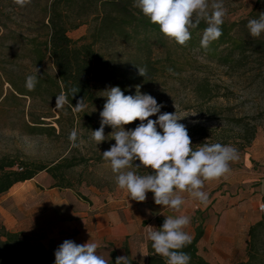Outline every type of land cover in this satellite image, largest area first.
<instances>
[{
    "label": "rangeland",
    "instance_id": "374dc122",
    "mask_svg": "<svg viewBox=\"0 0 264 264\" xmlns=\"http://www.w3.org/2000/svg\"><path fill=\"white\" fill-rule=\"evenodd\" d=\"M223 3L227 9L224 20L230 23L246 20L234 26L235 39L245 37L264 41V34L253 38L247 28L250 19L259 18L264 13V0L260 3L257 0H223ZM40 4L43 5V1ZM42 16L40 7L29 4L15 10L7 4L4 12L0 14V37H4L0 39L1 100L8 96L0 106V157L19 156L47 164H54L63 157H74V161L80 162L67 169L65 177L58 180L64 186H57L52 175L42 171L33 179L19 182L8 192L1 194L0 228L5 225L11 231L44 238L48 233L47 228L52 227L58 231L59 225L69 218V210L64 207V203L69 204L75 212L81 213L98 202L128 197L126 190L118 188L116 174L102 156L104 151L115 144V140L109 137L96 145L91 139V131L100 127V112L106 102L103 92L114 87L118 81L133 75L139 78L134 85L128 87L127 93L121 89L124 94L135 95L136 86L139 85L141 93L150 94L163 105L161 113L176 111L178 116L184 117L179 123L186 126L194 148L206 142L231 145L238 149L239 159L230 162L231 170L226 176L205 181L203 191L219 182L208 195L207 203L193 199V217H202L205 220L211 207L216 208L218 205V209L222 211L235 203L236 195L243 196L245 210L242 217L246 219L253 212L255 206L251 203L255 199L260 179H264V54L254 50L249 40H244L243 49L238 48L234 41L220 45L218 51L220 56L227 57L225 60L209 57L200 46H181L157 32H140L130 40L113 37L98 43L95 48L108 60L107 67L111 77L109 80L94 82L96 102L88 104L84 111L78 113L63 109L64 115H61L55 110L56 117L46 120L47 126L57 127L56 134H34L29 132L28 124L32 123V109L37 111V108L42 107V102L34 103L33 108L30 97L10 95L12 86L7 81L4 82L5 78L1 76L3 71L14 76L31 70L30 61L24 57L23 47L19 43V34H33V28L37 26L35 24L42 21ZM91 27L92 21H88L72 29L69 34L74 39H83L90 34ZM43 31L46 32V29ZM202 33L203 30L194 33L199 44ZM84 41L86 39L81 42ZM138 68H146L147 76L139 75ZM203 83L211 88L206 97L198 92ZM58 117L62 119L61 124L56 122ZM150 119L155 120L157 116ZM139 123L137 120L125 125V130L135 129ZM73 129L78 132L77 147L69 140ZM253 129H256V134L250 140ZM112 131L110 126H105L106 136ZM158 131L162 130L158 128ZM138 164L139 161L134 162V166ZM127 170L136 171L138 174L144 168L133 167ZM180 194L183 197L190 196L187 192ZM147 196L152 197L151 201L139 203L150 216L143 222L145 234L148 226L157 228V217L154 214L156 207H159L152 194L148 192ZM261 203L264 200L256 203L259 219L264 214V210L258 208ZM168 211L175 217L181 215L177 210L169 208ZM195 222H190V226H195ZM219 222V218H215L211 227L216 228ZM188 234L191 236V230ZM213 241L212 237L199 243L200 252L206 258L213 257ZM32 243L37 246L39 239L35 237ZM246 246L240 250L237 245L233 260L224 262L215 258L212 263L236 264L246 257ZM139 255H144L141 250ZM101 256L104 257L102 253Z\"/></svg>",
    "mask_w": 264,
    "mask_h": 264
},
{
    "label": "clouds",
    "instance_id": "9594fccd",
    "mask_svg": "<svg viewBox=\"0 0 264 264\" xmlns=\"http://www.w3.org/2000/svg\"><path fill=\"white\" fill-rule=\"evenodd\" d=\"M13 2L19 7H26L31 0ZM134 6L151 23L158 25L165 37L181 46H186L191 39V30L204 22L207 26L202 33L201 46L205 49L222 36V25L227 15L223 0H134ZM247 28L253 38L261 37L264 34V13L259 18L250 19ZM138 71L139 75L147 76L146 68H138ZM37 83L36 68V74L26 77L25 87L34 91ZM78 91L79 88L71 90L72 98ZM103 93L106 102L100 112V127L91 131V139L96 145L109 137L115 140V144L102 156L116 174L118 188L126 190L128 197L136 202H145L147 193L151 192L156 205L177 211L185 203L180 194L183 192L200 203H207L208 193L202 190L205 181L226 176L231 170L230 162L239 159L238 149L206 142L194 148L186 126L179 123L184 117L178 116L176 111L161 113L163 105L150 94L141 93L139 85L135 95H125L119 86ZM69 103L66 94L56 96V109H62ZM86 107L85 100L81 99L73 109L81 112ZM152 116H157V119H150ZM137 120L140 123L135 129L125 130V125ZM105 126L113 129L109 136L104 133ZM78 138L77 130L73 129L69 140L74 147L79 146ZM135 161L139 164L134 166ZM133 167L150 169L151 172L139 175L136 171H126ZM165 217L159 229L147 227L146 238L151 241L154 254L165 258L166 264H190L191 256L182 251L192 242V237L184 231L190 224V217ZM98 247L99 244L91 240L84 244L64 240L55 251V264H109L97 254ZM115 264L131 262L127 256H119Z\"/></svg>",
    "mask_w": 264,
    "mask_h": 264
},
{
    "label": "trees",
    "instance_id": "16d2710c",
    "mask_svg": "<svg viewBox=\"0 0 264 264\" xmlns=\"http://www.w3.org/2000/svg\"><path fill=\"white\" fill-rule=\"evenodd\" d=\"M41 1H43V5L40 4ZM260 1L257 0V3ZM5 4H10L14 10L20 8L13 0H0V14L6 9ZM29 5L40 7L43 14L42 21L35 24L37 26L33 28V34L27 35L21 32L19 34V43L23 47L24 57L30 61L31 70L26 74L14 76L3 71L1 77L5 78L4 82L7 81L12 86L10 95L30 97L33 101V108L34 103L42 102V107L37 108V111L34 112L32 109V123L28 124L29 132L34 134H56L57 127L47 126L46 120L56 117L55 110L61 115H64L63 109L76 113L73 106L77 104V101L84 99L86 105L96 102L94 82L109 80L111 77L107 67L108 60L103 53L95 48L96 44L108 41L113 37L130 40L140 32L162 34L159 26L151 23L134 6V0H31ZM88 21H92L88 36L83 39H74L70 36L69 32L72 29L78 28ZM239 22L244 23L246 20H235L231 23L224 20L222 36L212 42L207 49L198 43L199 39L194 35L195 32L204 30L207 26L201 22L196 29L191 30V39L187 44L191 47L200 46L211 58L225 60L227 57H222L219 54L218 47L220 45L234 41L238 48L243 49L244 40H249L254 50L264 54L263 40L245 39V37L235 39L233 30ZM43 29H46V32ZM0 39L2 40L4 37H0ZM84 39L86 41L81 42ZM36 68L38 69V83L34 91H28L25 87L26 77L36 74ZM138 78L139 76L133 75L126 80L118 81L115 86H119L127 93L128 87L134 85ZM73 88H79V91L72 98L71 90ZM198 92L206 97L211 92L210 85L201 84ZM61 93L68 96L70 103L64 105L62 109H56V96ZM1 99L2 94H0V106L6 101L5 99H8V96ZM61 121L60 117L56 118V122L61 124ZM255 134L256 129H253L250 133V140ZM73 158L63 157L54 164H47L29 158L3 155L0 157V195L8 192L15 184L34 178L42 171L50 173L57 181V186H64L58 180L65 177L67 169L80 162L74 161ZM150 172V169H144L138 174L147 175ZM65 187H71V185H65ZM149 193L153 195V193ZM165 218L162 215L157 216L158 229L162 227ZM203 235V226L199 224L191 244L182 249L191 256L190 264H213L200 252L199 243ZM34 238L19 231H11L3 225L0 228V264H55L57 249H49L40 240L39 244L34 246L32 243ZM119 256L124 255L117 248L111 246L107 259L109 264H115L116 258ZM126 256L131 264H143L137 258ZM147 264H166L165 258L154 254L151 242ZM236 264H264V214L251 225L246 257Z\"/></svg>",
    "mask_w": 264,
    "mask_h": 264
},
{
    "label": "crops",
    "instance_id": "0c3cea01",
    "mask_svg": "<svg viewBox=\"0 0 264 264\" xmlns=\"http://www.w3.org/2000/svg\"><path fill=\"white\" fill-rule=\"evenodd\" d=\"M216 185H210L205 189V192L209 195ZM263 196L264 179H260L257 192L254 195L255 199L251 203L255 207L246 219L242 217L245 210L242 204L243 196L236 195L234 198L235 203L222 211L218 209V205H215L217 209L211 207L205 220L202 217H193V214H195L192 207L193 198L190 196L184 197L185 203L181 206L179 212L181 215L190 217V222L197 221L195 226L189 224L184 231L190 233L191 230V237H194L197 226L202 223L204 235L200 243L204 240L206 242L207 238L213 237L214 239L211 249L213 257L207 259L211 262L215 261V258H219L224 262L233 260L237 245H239L240 250L245 248L249 239V236L246 235L249 233L251 225L259 220L256 203L263 200ZM150 198L147 196L146 200L151 201ZM136 203L139 204L140 202L124 196L119 200L98 202L90 207L88 211L81 213L75 212L69 204L64 203V207L69 210V218L59 225V233L57 234L58 231L53 230L51 227L50 229L47 228L48 233L45 234L44 238L37 235H32V237L38 238L49 249L53 250L58 249L64 240H72L77 244H84L91 240L99 244L97 253L99 255L102 253L106 260L111 246H114L122 255L130 254L142 261L143 264H147L151 241L146 238L143 222L150 216L148 211L145 212L142 204L136 205ZM156 210L155 218L160 215L175 217L169 214V208L159 206L156 207ZM215 218L220 220L216 228L211 227V222ZM245 221H247V225H245ZM52 236H55V238L52 239ZM137 247H139V250H137ZM140 250L144 254L143 257L139 255Z\"/></svg>",
    "mask_w": 264,
    "mask_h": 264
},
{
    "label": "built area",
    "instance_id": "2783aa9c",
    "mask_svg": "<svg viewBox=\"0 0 264 264\" xmlns=\"http://www.w3.org/2000/svg\"><path fill=\"white\" fill-rule=\"evenodd\" d=\"M259 208L261 209V210H264V203H261L260 205H259ZM152 227H154V226H152ZM155 228V227H154Z\"/></svg>",
    "mask_w": 264,
    "mask_h": 264
}]
</instances>
